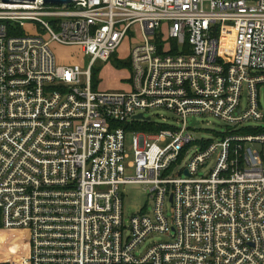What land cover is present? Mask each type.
I'll return each mask as SVG.
<instances>
[{"label":"built area","instance_id":"2783aa9c","mask_svg":"<svg viewBox=\"0 0 264 264\" xmlns=\"http://www.w3.org/2000/svg\"><path fill=\"white\" fill-rule=\"evenodd\" d=\"M136 23L129 90H94ZM53 42L88 65L58 63ZM158 107L182 125L152 121ZM199 115L225 129L179 169ZM126 183L152 212L124 220ZM0 227L29 238L0 264H264V0H0Z\"/></svg>","mask_w":264,"mask_h":264},{"label":"rangeland","instance_id":"374dc122","mask_svg":"<svg viewBox=\"0 0 264 264\" xmlns=\"http://www.w3.org/2000/svg\"><path fill=\"white\" fill-rule=\"evenodd\" d=\"M21 31V30H20ZM22 33V32H21ZM163 36H167L166 29L162 31ZM141 39L139 24H133L120 45L116 48L115 52L106 61L96 60L92 70L95 72L94 85L98 91H128L130 88V76L131 69L128 66H118L121 61L129 60L130 47L137 41ZM230 41L227 50L232 48L231 38L228 37ZM165 42L171 43L169 39H165ZM57 62L61 64H73L84 69L89 63V57L81 53L78 46H64L53 42L51 44ZM92 86V78H91ZM242 105L246 106V98L243 96ZM146 115H150L152 121H160L165 119L164 123L168 125H175L180 127L182 125L181 121L173 117L172 113L162 107L150 109L146 112ZM198 124H195L190 128L191 136L197 141L191 146L187 147L185 154L178 164V168L182 169L191 154L195 152L196 149L200 147V142L204 139H218L221 133L225 129L226 123L213 116V115H199L197 118ZM189 122V120H188ZM149 131V130H147ZM132 132L127 134V139L130 140ZM254 147L255 144H252ZM128 159L132 160L133 154L129 147L127 149ZM214 162V158L210 161L208 166L201 170V174L207 172ZM133 171L130 170L129 174ZM120 195L122 197V213L124 220H127L131 215L139 211L152 212V203L150 198V190L145 185L141 183H126L120 186ZM166 210L170 213L169 205L167 204ZM167 235L165 234H155L148 238L145 244H148L152 240H166ZM29 238L28 235L22 228H4L0 227V262L10 261L20 257L23 254L28 253L29 248Z\"/></svg>","mask_w":264,"mask_h":264},{"label":"trees","instance_id":"16d2710c","mask_svg":"<svg viewBox=\"0 0 264 264\" xmlns=\"http://www.w3.org/2000/svg\"><path fill=\"white\" fill-rule=\"evenodd\" d=\"M20 33H21V31H20ZM158 47H159V50H160L161 45H158ZM170 52L171 53L177 52V48H176V46L173 43H172V47H171ZM118 66H125V67L128 66V67H130V62H129V60L121 61V62L118 63ZM91 76H92V87L94 88L95 85H94L93 82H94V78H95L94 77L95 76V72L93 70L91 71ZM94 89H96V87ZM139 128H142V129H145V130H149V131H157V130H159L161 128H165V125L153 126L151 123H147V124L144 125V127H139ZM248 130H250V129L241 130L239 132H243V133H256L257 132V131H248Z\"/></svg>","mask_w":264,"mask_h":264},{"label":"water","instance_id":"95a60500","mask_svg":"<svg viewBox=\"0 0 264 264\" xmlns=\"http://www.w3.org/2000/svg\"><path fill=\"white\" fill-rule=\"evenodd\" d=\"M3 1H8V0H3ZM31 1V0H29ZM44 1H52V2H66V1H69V0H44ZM135 118H144L141 114L139 115H136ZM147 119H149V117H146ZM196 124V122H194V119L191 121V125H194ZM186 174H188L186 171H185Z\"/></svg>","mask_w":264,"mask_h":264}]
</instances>
